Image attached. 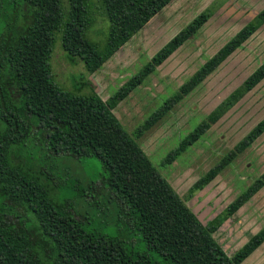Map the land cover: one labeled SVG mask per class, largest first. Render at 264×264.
I'll return each instance as SVG.
<instances>
[{
  "label": "trees",
  "instance_id": "obj_1",
  "mask_svg": "<svg viewBox=\"0 0 264 264\" xmlns=\"http://www.w3.org/2000/svg\"><path fill=\"white\" fill-rule=\"evenodd\" d=\"M171 1L0 0V264H241L264 242L263 226L229 254L213 235L264 186V172L203 223L137 142L264 24V7L133 133L113 109L194 35L224 0L198 13L107 99L91 88L88 75ZM96 10L109 22L105 37L97 41L89 35ZM58 38L70 59L84 63L86 77L74 91L62 88L52 73L51 55ZM263 79L264 62L162 163L176 160ZM11 86L19 94L17 100ZM263 133L264 117L192 184L190 194L203 189ZM37 135L55 161L69 155L90 165L97 158L100 172L85 183L69 177L64 187L70 194L56 200L48 184L11 160L14 148L20 147L24 154ZM50 171L54 173L53 168ZM78 201L87 202L92 213L81 214L75 206ZM36 236L50 243V259L37 249Z\"/></svg>",
  "mask_w": 264,
  "mask_h": 264
},
{
  "label": "rangeland",
  "instance_id": "obj_2",
  "mask_svg": "<svg viewBox=\"0 0 264 264\" xmlns=\"http://www.w3.org/2000/svg\"><path fill=\"white\" fill-rule=\"evenodd\" d=\"M214 1L220 0H172L98 70L88 75L91 88L103 99H107L162 45ZM263 7L264 0H224L194 35L113 109L126 130L133 133L138 125ZM96 12V22L90 28L89 35L97 41L105 37L109 22L100 10ZM262 62L264 24L153 127L137 138L159 172L203 222L222 211L264 172L263 133L248 148L237 153L231 163L203 189L192 194L189 191L199 177L229 153L264 117V79L176 160L163 164V158ZM51 66L55 81L66 90L74 91L79 85L77 83L86 77L83 61L80 58L70 59L59 38L53 48ZM10 89L14 100H17L18 92L12 86ZM83 89L85 91L87 88ZM54 156L41 136L37 135L24 154L20 147L14 148L11 160L14 164L30 169L48 184L56 200L70 194L64 187L69 177H77L81 183H85L95 179L101 170V162L97 158L89 165V162L69 155L59 161H55ZM50 168L54 169V173ZM75 206L84 215L93 211L84 201H78ZM263 226L264 186L213 235L232 254ZM37 241V249L50 259V243H45L40 237H37ZM241 264H264V242Z\"/></svg>",
  "mask_w": 264,
  "mask_h": 264
},
{
  "label": "water",
  "instance_id": "obj_3",
  "mask_svg": "<svg viewBox=\"0 0 264 264\" xmlns=\"http://www.w3.org/2000/svg\"><path fill=\"white\" fill-rule=\"evenodd\" d=\"M199 219H200V218H199ZM200 220H201V219H200ZM201 221H202V220H201ZM206 221H207V220H206ZM206 221H205V222H206ZM202 222H203V221H202ZM205 222H203V223H205Z\"/></svg>",
  "mask_w": 264,
  "mask_h": 264
}]
</instances>
